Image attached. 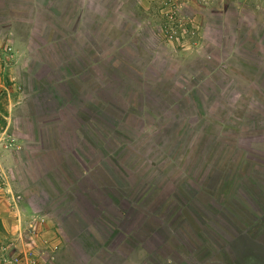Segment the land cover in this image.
Segmentation results:
<instances>
[{
  "label": "rangeland",
  "instance_id": "1",
  "mask_svg": "<svg viewBox=\"0 0 264 264\" xmlns=\"http://www.w3.org/2000/svg\"><path fill=\"white\" fill-rule=\"evenodd\" d=\"M263 25L259 0H0V256L187 264L213 225L264 264Z\"/></svg>",
  "mask_w": 264,
  "mask_h": 264
},
{
  "label": "trees",
  "instance_id": "2",
  "mask_svg": "<svg viewBox=\"0 0 264 264\" xmlns=\"http://www.w3.org/2000/svg\"><path fill=\"white\" fill-rule=\"evenodd\" d=\"M92 168H94V167H92ZM215 168L216 167L214 166L213 170H215ZM132 178H133V181L127 179L126 188L129 186V184H131L130 182L138 181V179H139V177H134V176H132ZM92 181H93V179H92ZM98 182H99L98 179H94V183L96 185L100 184V182L99 183ZM103 183H106V181H103ZM139 183H140V181L138 183L134 182L132 184V186H134V185L135 186H139L140 185ZM142 186H146V185H142ZM142 186H141V188H142ZM204 192L207 193V191H204ZM209 201H211V200H209ZM211 202L215 203L213 201H211ZM219 206L221 207L219 215L221 217H226L225 223L228 226H231V227L234 228L233 223L229 222L230 218H229L228 208H223V204H221ZM237 226H239V225H237ZM217 227H218V230H216V228H213V225H212L209 229H207V231H204V232H203V230L202 231H198L199 232V236L195 235L194 236L195 237L194 240H192V238H188V241H190V243L194 246L195 250L197 251V254H196L197 258H195V256L194 257L191 256V261L192 262L188 263V260H186L187 264H194L196 262V259H204V258H207V259H210L211 261H214L215 264L216 263L217 264L234 263L236 257L233 256L232 251H231L232 248L230 246V242L232 240V234L227 236V234H226L227 231L223 230L221 227L219 228V226H217ZM183 228L186 231H189L192 234V231L189 229L188 225L184 226ZM194 242H197V243H194ZM259 243L263 244V241L259 242ZM190 253L192 254L191 251H190ZM185 254H189V253H187L185 251ZM187 259H188V257H187Z\"/></svg>",
  "mask_w": 264,
  "mask_h": 264
},
{
  "label": "crops",
  "instance_id": "3",
  "mask_svg": "<svg viewBox=\"0 0 264 264\" xmlns=\"http://www.w3.org/2000/svg\"><path fill=\"white\" fill-rule=\"evenodd\" d=\"M210 1V0H207V2ZM259 1H262L264 2V0H259ZM264 26V25H263ZM262 151V150H261ZM9 188H5L3 191H5L6 195L4 194V192H2V190H0V226H7L6 225V211L5 210H9L7 208V201L5 200H8V202H10V198L9 196H7L9 194L8 192ZM8 204H11V203H8Z\"/></svg>",
  "mask_w": 264,
  "mask_h": 264
},
{
  "label": "built area",
  "instance_id": "4",
  "mask_svg": "<svg viewBox=\"0 0 264 264\" xmlns=\"http://www.w3.org/2000/svg\"><path fill=\"white\" fill-rule=\"evenodd\" d=\"M24 256L27 258V256L24 254ZM0 264H20L19 258L16 257H10L8 256H0Z\"/></svg>",
  "mask_w": 264,
  "mask_h": 264
}]
</instances>
